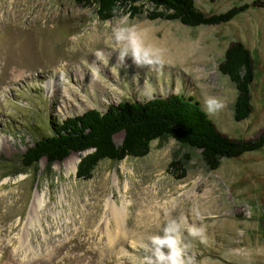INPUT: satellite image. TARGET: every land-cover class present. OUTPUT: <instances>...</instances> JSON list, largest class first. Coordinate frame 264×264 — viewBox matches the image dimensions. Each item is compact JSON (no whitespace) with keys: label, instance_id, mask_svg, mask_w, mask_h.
Returning <instances> with one entry per match:
<instances>
[{"label":"rangeland","instance_id":"374dc122","mask_svg":"<svg viewBox=\"0 0 264 264\" xmlns=\"http://www.w3.org/2000/svg\"><path fill=\"white\" fill-rule=\"evenodd\" d=\"M254 1L195 3L210 16ZM144 9L102 22L82 0H0V264H146L151 237L163 238L171 222L193 264H264V148L210 171L200 151L170 138L153 142L143 158L101 162L90 180L78 179L77 167L91 150L7 176L52 135L51 119L125 101L192 96L231 139L264 131V9L196 28L151 21L155 8ZM116 28L131 29L151 62L137 60L127 39L117 41ZM238 41L258 60L254 111L241 122L233 117L236 87L218 70ZM211 98L223 107L210 112ZM114 141L121 145L123 133ZM33 202L40 206L31 212ZM112 207L122 211L120 227ZM193 226L204 229L203 242L189 235Z\"/></svg>","mask_w":264,"mask_h":264},{"label":"trees","instance_id":"16d2710c","mask_svg":"<svg viewBox=\"0 0 264 264\" xmlns=\"http://www.w3.org/2000/svg\"><path fill=\"white\" fill-rule=\"evenodd\" d=\"M93 7L100 21L130 15H143L147 4L155 8L151 21H179L185 26H217L234 20L250 8L264 9V0L234 7L218 15H206L195 0H82ZM258 60L242 42H233L219 64V72L235 85L237 98L233 117L236 122L248 119L253 111L252 87L256 79ZM52 135L39 139L21 157V169L7 176H17L46 159L49 168L64 162L72 153L92 151L81 158L78 179L90 180L98 165L110 160L121 162L128 157L143 158L155 141L173 139L183 147L200 151L207 168L216 171L223 159H238L264 148V131L252 139H231L221 133L200 102L192 96L176 94L155 97L146 102H121L102 113L92 109L83 115L63 121L50 120ZM123 133L121 145L114 137ZM10 166L9 169H13ZM50 177V174H46Z\"/></svg>","mask_w":264,"mask_h":264},{"label":"clouds","instance_id":"9594fccd","mask_svg":"<svg viewBox=\"0 0 264 264\" xmlns=\"http://www.w3.org/2000/svg\"><path fill=\"white\" fill-rule=\"evenodd\" d=\"M124 19L126 20L127 17H125ZM114 33L117 41H123L125 39L128 40L130 50L137 60L141 59L142 57L143 59L151 62V60L149 59V51L141 49L135 33H133L131 29L116 28L114 29ZM73 39H75V37H73ZM128 50V48L122 50L121 57L127 54ZM208 103L210 106V112H214L215 110L223 107V105L215 98L209 99ZM178 230L179 226L175 222H171L170 225L166 229H164L165 236L163 238H161L160 236L151 237V242L154 250L150 249L151 255L146 258V264H193L191 257L185 260L184 250L179 247L176 235H173V233H177ZM203 232V228H197L195 226L188 229L189 235L193 237H200L202 242ZM165 247H167L168 249L167 252L164 251Z\"/></svg>","mask_w":264,"mask_h":264},{"label":"bare ground","instance_id":"6f19581e","mask_svg":"<svg viewBox=\"0 0 264 264\" xmlns=\"http://www.w3.org/2000/svg\"><path fill=\"white\" fill-rule=\"evenodd\" d=\"M6 145H7V142L3 143L2 147L3 146H6ZM75 171H76V169H75ZM148 190L149 189L144 190V194H146L148 196L147 202H150L151 203L154 198L151 197V194L150 193H147ZM39 206H40L39 203L33 202L30 205V207H29V211L33 212L34 210H37ZM111 212H112V215H113L116 223L120 227L121 226L120 224H121L122 211H119L115 207H112Z\"/></svg>","mask_w":264,"mask_h":264},{"label":"crops","instance_id":"0c3cea01","mask_svg":"<svg viewBox=\"0 0 264 264\" xmlns=\"http://www.w3.org/2000/svg\"><path fill=\"white\" fill-rule=\"evenodd\" d=\"M237 18V17H236Z\"/></svg>","mask_w":264,"mask_h":264},{"label":"water","instance_id":"95a60500","mask_svg":"<svg viewBox=\"0 0 264 264\" xmlns=\"http://www.w3.org/2000/svg\"><path fill=\"white\" fill-rule=\"evenodd\" d=\"M81 161V160H80Z\"/></svg>","mask_w":264,"mask_h":264}]
</instances>
